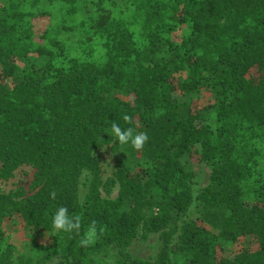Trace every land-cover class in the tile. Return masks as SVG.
I'll return each instance as SVG.
<instances>
[{"label": "trees", "instance_id": "1", "mask_svg": "<svg viewBox=\"0 0 264 264\" xmlns=\"http://www.w3.org/2000/svg\"><path fill=\"white\" fill-rule=\"evenodd\" d=\"M0 165L4 182L36 170L30 194L0 190V264H264V0L0 3ZM59 206L78 230L53 227ZM8 215L29 259L12 257ZM141 233L159 235L153 262L130 252Z\"/></svg>", "mask_w": 264, "mask_h": 264}, {"label": "rangeland", "instance_id": "2", "mask_svg": "<svg viewBox=\"0 0 264 264\" xmlns=\"http://www.w3.org/2000/svg\"><path fill=\"white\" fill-rule=\"evenodd\" d=\"M6 0H0V3H4ZM75 43L78 42L77 38L71 37ZM97 156L100 158L102 168L104 170L105 176H109L113 173L117 166V153L112 150V146H107L97 152ZM1 168V165H0ZM36 170L30 166H23L19 168L14 177L9 181L0 180V190L4 192L14 191L19 188H23L27 194H30L29 188L33 181ZM195 184H194V193L199 195L210 183L211 169L205 164H200L195 166ZM91 176L87 175L83 177L82 187H81V200H84L88 193V184L90 182ZM118 196V188H115L112 192L110 198H115ZM109 197V196H107ZM199 218L196 205H194L189 212L187 217L188 220H193ZM3 229L5 231L6 237L13 243L15 249L12 251V257L16 259L22 257L23 259H29L31 257L32 246L27 240H24L25 234L21 232L22 228L18 223V220L14 215H8L4 219ZM43 238L41 242L47 244L49 241V236L46 233H42ZM23 236V237H22ZM160 249V239L158 234H151L145 236L142 233L134 241L130 248L132 255L137 258L155 261ZM232 249V248H231ZM115 254L111 253L107 256V261L112 263L114 261Z\"/></svg>", "mask_w": 264, "mask_h": 264}, {"label": "clouds", "instance_id": "3", "mask_svg": "<svg viewBox=\"0 0 264 264\" xmlns=\"http://www.w3.org/2000/svg\"><path fill=\"white\" fill-rule=\"evenodd\" d=\"M123 119L125 121H128L131 118L127 115H124ZM111 132L114 139L118 141L119 144L123 145L130 142L132 147L136 150H141L148 140V135L146 132H139L134 135L132 128L129 127L122 130L121 126L115 121H112L111 123ZM52 225L55 229L63 231L78 230L80 228V217H72L66 207L59 206L53 215ZM95 232L96 229L94 226H92L89 229V232L86 235L85 239L82 240L81 243H90L92 237H94L95 235Z\"/></svg>", "mask_w": 264, "mask_h": 264}]
</instances>
